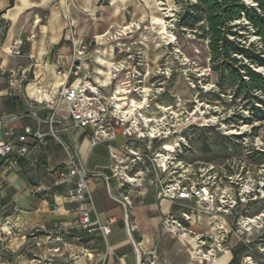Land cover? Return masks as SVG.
Segmentation results:
<instances>
[{
    "label": "crops",
    "instance_id": "1",
    "mask_svg": "<svg viewBox=\"0 0 264 264\" xmlns=\"http://www.w3.org/2000/svg\"><path fill=\"white\" fill-rule=\"evenodd\" d=\"M8 5L9 0H0V11L5 9L1 18L7 25L5 31L3 25L0 41L3 49L13 42L17 43L20 53L11 57L3 54L0 56V118L4 119L0 141L15 138L26 125L35 128L37 118H49L51 110L43 107L40 102L45 98L56 99L67 79L65 71L71 59V47L62 21L55 16L50 17L46 23L39 21V14L46 3L38 0H13L12 6ZM92 34L90 25L78 30L80 36ZM94 66L95 63L92 67L83 64L80 76L89 77L99 88L109 85L110 78L105 84L94 75ZM72 79L69 77L68 81ZM55 117L67 127L59 133L60 141L49 134L45 135L42 143L29 139L25 157L20 158L14 167L0 166L2 218L8 228L17 231L15 236L10 234L5 238L9 241V238L12 240L18 236V245L30 239L37 245L44 240L61 239L64 256L58 264H137L139 254L143 256L150 250L156 253L157 264H200V258L194 254L191 245L161 226V220L167 212L183 209L167 199L159 200L156 197L158 174L149 161L143 160L135 169L130 170V175L137 172V183L130 189L120 188L119 181L111 176L112 160L108 145L118 146L124 140L121 127L117 126L114 140L93 144L92 129L89 126L73 127L64 104ZM40 128L46 132L47 123H41ZM65 145L69 147V152L78 153L91 173L88 178L92 199L89 206L90 220H98L103 224L112 219L110 232L106 236L96 226L84 229L73 224L77 218V205L67 199L68 185L56 174V169L68 161ZM159 178L165 181L168 174H159ZM122 195H128L131 202L127 208L129 231L124 222L123 206L112 198ZM180 202L195 205L194 201ZM216 223L214 218L206 215L193 216L190 223L183 222L195 237L217 233ZM0 230V234H5L4 229L0 227ZM239 240L236 233H230L210 264H232L233 246ZM132 242L139 246V253L134 250ZM6 247L14 251L12 245ZM75 253L80 255L72 259ZM49 255L55 256L56 253ZM48 260L44 264H52L49 257ZM37 264H40L39 260Z\"/></svg>",
    "mask_w": 264,
    "mask_h": 264
},
{
    "label": "rangeland",
    "instance_id": "2",
    "mask_svg": "<svg viewBox=\"0 0 264 264\" xmlns=\"http://www.w3.org/2000/svg\"><path fill=\"white\" fill-rule=\"evenodd\" d=\"M38 1L46 3L39 21L46 23L52 16L62 21L70 47L74 40L85 43L88 49L86 64L92 67L95 63L94 75L105 84L110 78L109 85L100 88L106 99L114 96L119 108L130 102L140 107L131 111L132 107L123 106L122 110L130 111L126 116L129 120L141 124L143 119H150L149 127L163 132L169 130L166 138L136 140L135 146L140 151L165 153L175 146L179 135L189 136L192 140L185 149L180 144L182 150L174 164L181 161L189 168L213 165L233 176L237 183L241 182L247 202L242 206L239 204L228 218L232 233L241 239L237 244L246 245L239 264H264V164L257 165L248 158L252 150L264 151V121L253 123L255 131L246 123L234 127L222 121L233 108L211 93L216 75L209 69L207 41L176 26L179 6L174 0ZM4 24L3 21L0 23V36ZM89 25L92 36L78 35L79 29ZM254 39L250 36V40ZM6 51L7 47L3 49L0 41V56H17ZM220 96L230 101L228 91ZM129 120H126L125 127ZM206 127L213 129L205 130ZM202 132L210 139L220 135H240L236 140L240 149L225 161L205 162L198 151ZM165 144L171 148L164 149ZM178 168L179 165L170 169L179 172ZM237 190L234 194L238 199ZM237 219H241L238 224ZM0 227L5 233L0 234V250L4 251L0 264H37L38 260L44 264L49 262L48 257L52 264H58L64 256L61 239L44 240L39 245L32 239L18 245V236L8 241L5 237L15 236L17 231L8 228L1 210ZM6 245H12L14 251ZM49 253L56 255L50 256Z\"/></svg>",
    "mask_w": 264,
    "mask_h": 264
},
{
    "label": "built area",
    "instance_id": "3",
    "mask_svg": "<svg viewBox=\"0 0 264 264\" xmlns=\"http://www.w3.org/2000/svg\"><path fill=\"white\" fill-rule=\"evenodd\" d=\"M71 59L65 71L66 81L62 84L56 99L45 98L40 103L43 107L51 110V115L47 120L37 118L36 127L30 125L23 127V130L15 138L0 141V157L4 159L3 168L14 167L18 160L25 157L28 153V140L32 139L36 143H42L46 134L53 136L60 141L59 133L67 129L56 117V112L61 105H65L67 114L71 119V125L77 128L90 127L92 129L91 141L96 143H107L115 139L116 126L123 127L122 135L124 140L118 146L108 145L109 156L112 160L110 167L111 176L119 181V187L130 189L136 185V174L130 175V170L135 169L143 160L149 161L157 170L156 197L159 200L167 199L171 203L182 207L183 210L167 212L162 220V228L183 241L190 238L194 241L193 252L200 258V264H210L214 260L217 251H221L222 242L232 233L231 223L228 218L233 215L234 210L240 204L247 202L243 196V188L240 183L231 175H227L224 170L218 169L213 165L205 168L184 167L181 161H176L178 153L186 148L190 137L178 136L175 146L165 153L156 152L155 154L140 151L135 146L136 140L147 138L149 141L154 138H166L169 130L163 132L158 128L149 127L150 119H143L139 124L136 120H129V110H122L114 102V96L109 100L100 92V88L87 76H80V69L87 60V45L81 41H72ZM10 55H19L20 48L13 42L8 48ZM64 72V71H63ZM61 72H58V74ZM69 77H73L68 81ZM132 107L131 111L136 108ZM245 113H247L245 111ZM12 117L11 119H13ZM114 119V120H113ZM126 120L129 125L125 127ZM4 119L0 118V130ZM47 123L46 132L40 128L41 123ZM157 126V125H155ZM251 127V125L249 126ZM149 129L150 131H148ZM182 145V149L181 146ZM261 144V142H260ZM68 151L69 147L65 145ZM68 161L56 169L57 177L68 185L66 197L76 203L77 218L74 225L91 229L98 227L104 236L110 232L109 225L112 219L106 223L98 220L91 221L89 217V206L92 204L88 178L91 173L86 169L77 152L68 151ZM179 165V172L171 167ZM168 174V178L162 181L159 174ZM238 188H237V187ZM40 189L39 187L37 188ZM238 189V190H237ZM238 191L239 198L235 197L234 192ZM109 195L110 191L107 187ZM124 208V222L129 231L127 208L131 205L128 195L112 197ZM181 200L194 201L195 205L190 206L181 203ZM206 215L214 218L217 223L215 231L205 236L195 237L188 230L183 222L190 223L193 216ZM241 219H237L236 224ZM134 250L139 253V246L132 242ZM188 244V243H186ZM190 245V244H188ZM79 253L72 255V259L79 257ZM137 264H157V256L153 250L147 251L143 256H138Z\"/></svg>",
    "mask_w": 264,
    "mask_h": 264
},
{
    "label": "trees",
    "instance_id": "4",
    "mask_svg": "<svg viewBox=\"0 0 264 264\" xmlns=\"http://www.w3.org/2000/svg\"><path fill=\"white\" fill-rule=\"evenodd\" d=\"M174 2L179 6L176 26L207 41L209 69L216 75L215 88L211 93L233 108L222 121L234 127L246 123L255 131L253 123L264 121V0ZM12 4L13 0H9L8 7ZM4 12L5 9L0 11V23ZM6 28L5 24L4 31ZM250 36L255 39L250 40ZM227 91L231 95L229 102L220 96ZM204 133L199 135L202 138L198 151L205 162L225 161L240 149V143L236 141L240 135H220L210 139ZM248 158L257 165L264 164V151L252 150ZM3 163L4 159L0 157V166ZM245 246L242 242L236 245L232 264L239 263ZM3 254L4 251L0 250V255Z\"/></svg>",
    "mask_w": 264,
    "mask_h": 264
},
{
    "label": "bare ground",
    "instance_id": "5",
    "mask_svg": "<svg viewBox=\"0 0 264 264\" xmlns=\"http://www.w3.org/2000/svg\"><path fill=\"white\" fill-rule=\"evenodd\" d=\"M119 99H120V98H117L116 100H119ZM126 105H127V104H126ZM117 106H119V105H117ZM131 106H133L134 108H140V107H135L132 103H131ZM163 148H164V149H170L171 146H170L169 144H165V145L163 146ZM183 241H184L185 243L190 244L191 247H194V241H193L192 239H190V238H184Z\"/></svg>",
    "mask_w": 264,
    "mask_h": 264
},
{
    "label": "water",
    "instance_id": "6",
    "mask_svg": "<svg viewBox=\"0 0 264 264\" xmlns=\"http://www.w3.org/2000/svg\"><path fill=\"white\" fill-rule=\"evenodd\" d=\"M258 70H259V71H262V69H261V68H259Z\"/></svg>",
    "mask_w": 264,
    "mask_h": 264
}]
</instances>
